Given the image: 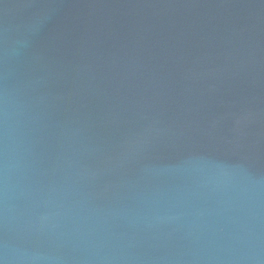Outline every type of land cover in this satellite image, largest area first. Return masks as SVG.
<instances>
[{
    "label": "water",
    "instance_id": "1",
    "mask_svg": "<svg viewBox=\"0 0 264 264\" xmlns=\"http://www.w3.org/2000/svg\"><path fill=\"white\" fill-rule=\"evenodd\" d=\"M0 264H264V0H0Z\"/></svg>",
    "mask_w": 264,
    "mask_h": 264
}]
</instances>
